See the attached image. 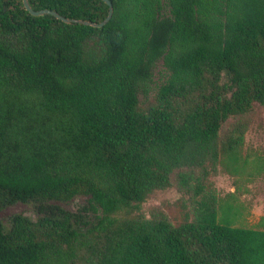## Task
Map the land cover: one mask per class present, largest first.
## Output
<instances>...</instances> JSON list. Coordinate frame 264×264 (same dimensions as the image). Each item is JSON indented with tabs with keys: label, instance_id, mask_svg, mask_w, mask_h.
<instances>
[{
	"label": "trees",
	"instance_id": "trees-1",
	"mask_svg": "<svg viewBox=\"0 0 264 264\" xmlns=\"http://www.w3.org/2000/svg\"><path fill=\"white\" fill-rule=\"evenodd\" d=\"M109 1L93 28L0 0V213L35 215L0 219V264H264V230L219 219L214 197L175 224L142 213L174 175L238 164L242 119L264 107V0ZM158 60L167 77L143 102Z\"/></svg>",
	"mask_w": 264,
	"mask_h": 264
},
{
	"label": "rangeland",
	"instance_id": "rangeland-1",
	"mask_svg": "<svg viewBox=\"0 0 264 264\" xmlns=\"http://www.w3.org/2000/svg\"><path fill=\"white\" fill-rule=\"evenodd\" d=\"M166 77L162 61L158 60L147 93L140 96V100L144 102V99L152 98ZM242 121L247 123V131L235 167L220 158L214 166L183 173V179L176 174L172 187L152 194L143 204L142 213L149 217L152 212L160 211L175 224L186 216L192 218V214L202 210L205 201L214 197L219 219L235 214L231 217L235 226L264 230V107L256 106ZM234 122L228 121L223 129ZM83 203V199H76L61 206L75 212ZM15 214L31 219L35 216L30 205H15L0 213L5 227Z\"/></svg>",
	"mask_w": 264,
	"mask_h": 264
},
{
	"label": "water",
	"instance_id": "water-1",
	"mask_svg": "<svg viewBox=\"0 0 264 264\" xmlns=\"http://www.w3.org/2000/svg\"><path fill=\"white\" fill-rule=\"evenodd\" d=\"M101 1L108 6V13H107L106 18L100 23H94V22L85 21V20L65 18V17L61 16L60 14H58L57 12L47 10V9L34 11L29 4V0H22V5H23L24 10L27 11L31 16H34V17H43L46 15H49V16H52L55 19L61 21L64 24H68V25L69 24H79V25L89 26V27H93V28H101L108 23V21L110 20V18L112 16V12H113L112 4L109 0H101Z\"/></svg>",
	"mask_w": 264,
	"mask_h": 264
}]
</instances>
